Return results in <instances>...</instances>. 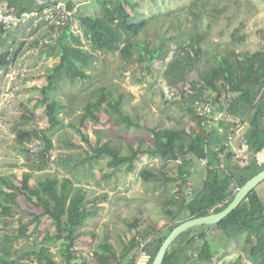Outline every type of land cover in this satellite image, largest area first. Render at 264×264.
Here are the masks:
<instances>
[{
	"label": "trees",
	"instance_id": "16d2710c",
	"mask_svg": "<svg viewBox=\"0 0 264 264\" xmlns=\"http://www.w3.org/2000/svg\"><path fill=\"white\" fill-rule=\"evenodd\" d=\"M59 1L70 9L76 6L74 0ZM94 4L98 6L100 13L81 11ZM50 5L52 3L38 5L34 0H0V7L17 14L40 10ZM139 7L140 3L136 0H89L78 7L72 18L78 20L82 36L89 42V49L84 48L82 39L72 32L69 23L59 29L49 26L54 41L43 42L39 51L46 56L58 58V62L46 70L44 83L37 87L48 125L39 133L34 128L15 125L12 129L14 140L26 157L28 168L33 170H42L48 166L49 149L53 146L52 137L65 128L73 130L79 138H62L59 140L60 147L67 150L82 149L85 155L82 157L73 154L63 162L55 163L56 169L61 170L63 175L58 177L56 172L45 174L33 185L21 181L20 186H17L5 176H0L2 216L13 214L12 208L17 196L21 195L22 199L42 208V215L47 217L51 225L50 232L42 234L41 244L37 249L12 247L14 242L31 235L23 223L18 226L16 233H4L0 242V264H18L22 260H33L37 264H86L83 254L75 245L84 233L88 220L95 216L96 210L90 207L94 202L88 195V190L75 184L79 178L85 177L84 162L89 163L87 173L92 179L94 174L90 163L103 157L107 158L106 165L111 168V172L105 175L107 178L121 169L129 173L135 172L138 161L144 155L157 157L163 163L174 162L177 170L176 176L160 172L163 182L174 181L177 186L161 206L162 213L169 219L168 224L162 227L148 224L131 238L119 255L112 242L103 240L97 246L99 250L93 254V259L100 264H107L109 259L114 264H152L162 242L174 227L190 218L220 211L232 201L236 188L264 170V162L258 159V154L264 151V49L240 53L234 48H225L202 61V43L206 39L207 28L204 29L201 23L220 12L217 4L209 3L208 0H189L180 8L161 15L143 17L139 15ZM162 16L171 19L169 30H152L155 24L162 25ZM27 23L32 24L34 21ZM36 23L37 26L44 24ZM206 25L210 26L208 22ZM10 31L0 27V35L7 34L9 37ZM232 39L241 42L245 40V36L233 35ZM3 42L2 39L0 44ZM173 42L178 47L176 53L171 55ZM32 45L38 46L39 40L35 39ZM19 49L20 46L13 51H1L0 68L6 70ZM95 51L118 52L125 65L134 64L145 75L152 65L163 63L166 85L175 92L173 98L178 97L180 109L195 123L198 130L194 128L195 130L188 131L185 126H143L138 118L124 110V94H115L105 85L96 87L92 91L94 97L86 99L81 106L76 105V92L66 94V101L60 99L57 93L64 91V85L73 86L78 82L83 88L95 77L94 72H88L95 60ZM170 56L172 58L167 60ZM143 77L144 75L137 81L141 82ZM207 96H212L217 110L228 103L226 115L240 118L243 122L236 144L240 147L247 146L244 165L233 162L230 156L226 158V169H222L218 166L216 153L211 150L205 153V143L220 145L222 148L221 143L233 127L227 121L219 122L218 126H201L202 119L193 104L195 100L205 99ZM23 109L17 122H35L36 113L26 105H23ZM97 112H109L108 121L115 125L145 128L151 134L152 146L145 148L129 144L128 150L122 152L109 139L97 138L91 144L82 128L86 122L99 121ZM62 114L69 118L72 114L76 117L65 122ZM35 137L40 140L41 146L36 160H31L27 144L39 141ZM82 142H86L89 149ZM186 155L190 159L189 163L182 159ZM201 158H207L211 168L205 166L203 187L198 193L191 195L187 191L185 178L190 177L191 161ZM138 175L146 181L158 178L157 173L146 166L139 170ZM127 225L129 228L138 227L137 218ZM204 227L190 228L180 234L168 248L162 264H216L214 258L217 246L209 243V234L203 230ZM213 227L221 232L212 234V238L219 240L220 250L225 243L238 245L242 240L253 263L264 264V205L255 189ZM140 240H147L145 258L140 255ZM51 245H58L63 263L54 258ZM224 264L248 263L239 255L235 260Z\"/></svg>",
	"mask_w": 264,
	"mask_h": 264
},
{
	"label": "rangeland",
	"instance_id": "374dc122",
	"mask_svg": "<svg viewBox=\"0 0 264 264\" xmlns=\"http://www.w3.org/2000/svg\"><path fill=\"white\" fill-rule=\"evenodd\" d=\"M88 1L86 0V2ZM136 1L140 3L138 12L143 17L151 14L161 15V13L180 8L189 0ZM208 2L217 4L220 12L215 13L214 17H208V20L206 19L201 23L204 29L207 28V36L202 43L204 51L202 61H206L211 58L213 53L222 51L225 48H234L240 53L264 49V0H208ZM81 11L100 13V9L95 4L87 6V8L84 7ZM162 17V25L159 22L160 24H155L152 30H169L171 19H167L165 16ZM207 22L210 25L209 27L206 25ZM68 23L72 32L78 34L82 39L84 48L89 49V42L82 36L78 20L72 18ZM37 24L36 22L32 24L26 22L11 30H15V34L23 35L22 40L25 42L15 60L22 56L38 66L36 67V74L33 75L34 80L26 83L25 77L21 76L24 72L22 70L19 71V74H15L20 65L12 64L7 70L8 72L2 71L0 73V176H5L6 179L17 186H20L21 181L27 185H33L49 173L56 172L58 177H61L63 173L61 170L56 169L55 163L63 162L73 154H79L82 157L85 155L82 149L67 150L60 147L59 140L62 138L71 140L79 138L73 130L65 128L52 137L53 146L49 149L48 166L42 170H33L28 168L27 159L18 149L14 140L12 129L15 125L34 128L37 133L48 125L43 114V103L40 100L37 87L44 83L43 73L48 69L47 67L58 62V58L44 56L40 59H31L33 55H41L38 49L43 42L53 43L54 41L52 35H50L49 25L41 24L37 26ZM233 35H244L245 40L235 41L232 39ZM35 39L40 40L42 43L39 42L38 46H33L32 42ZM5 41L6 39H4ZM177 47V44L173 42L171 55L176 53ZM3 49L8 50L9 48L7 46ZM171 58L172 56L168 57L167 60ZM164 66L163 63L157 62L151 66L145 75L140 69L138 70L136 65H125L118 52L101 53L95 51V60L88 68V72L95 73V77L92 78L90 83L83 88L78 82L73 86L64 85V91H60L57 95L60 99L66 101V94L76 92L78 96L76 105L81 106L86 99L94 97L95 94L92 91L96 87L105 85L115 94L118 92L124 94V110L132 117L138 118L143 126L148 128L185 126L188 131H193L196 128L195 123L190 121L188 115L180 109L178 97L175 99L173 97L169 98L165 93L169 86L164 81ZM133 70L134 72H132ZM8 73L9 75H7ZM143 75V80L141 82L137 81ZM23 105L36 113L35 122L32 124L17 122L24 112ZM97 114L99 117L98 122H86L82 128V132L89 137L91 144L97 138L109 139L122 152L128 150L129 144L145 148L152 146L151 134L145 128H124L108 121L109 112H97ZM62 116L65 122L76 117H73V114L70 118L64 114ZM35 138V140H39L37 137ZM82 143L86 149H89L86 142ZM27 146L30 159L36 160L41 146L40 140L28 143ZM31 149H35V151H30ZM182 159L187 163L190 161L187 155L183 156ZM258 159L264 162V151L258 154ZM106 162L107 158L103 157L90 163L94 174L93 179L87 173L89 163L84 162L83 167H86L85 177L79 178L80 182L75 181L76 185H82L88 190V195L94 202L90 207L96 210L95 216L88 220L83 229L84 233L75 245V248L83 254L86 264H100L93 259V254L99 250L97 248L98 244L105 239L112 242L119 255L123 251V247L129 244L131 238L148 224H156L158 227L167 225L169 219L162 213L161 206L177 189L176 182H163V176L160 173L165 171L168 176H176L177 170L174 162L163 163L157 157L144 155L142 160L138 161L135 172L129 173L121 169L115 171L108 178L105 175L111 172V168L106 165ZM144 166L156 172L158 178L149 181L142 179L138 172ZM189 170L190 193L192 195L202 189L206 167L200 160L193 159ZM255 191L264 205V180L256 185ZM16 200V204L12 208L13 214L7 217L0 214V242L4 233H16L18 226L23 223L31 235L28 238L14 242L12 247L37 249L41 244L42 234L50 232V221L42 215V208L26 199H22L21 195H18ZM136 218L139 226L129 228L127 223L133 222ZM203 230L209 234L207 238L209 243L212 246H217L214 263L224 264L235 260L241 255L245 262L254 264L252 259L248 257L245 250L246 245L242 240L238 245L236 243H225L220 250L219 240L216 237L212 238V234H221V232L215 230L213 225L205 226ZM51 250L54 258L63 263L62 256L58 252V245H51ZM106 262L107 264H114L112 259ZM18 264L37 263L33 260H22Z\"/></svg>",
	"mask_w": 264,
	"mask_h": 264
},
{
	"label": "built area",
	"instance_id": "2783aa9c",
	"mask_svg": "<svg viewBox=\"0 0 264 264\" xmlns=\"http://www.w3.org/2000/svg\"><path fill=\"white\" fill-rule=\"evenodd\" d=\"M39 5V4H38ZM76 9L68 8L62 1H54L52 5L44 7L40 10H33L31 12H21L19 14L7 10L4 7H0V27L5 30H13L17 28L19 25L26 23L30 20L34 22H43L46 25L53 26L55 29H59L62 26L66 25L73 17ZM166 95L169 98H172L175 94L173 90L167 88L165 91ZM228 103H224L222 109H216L212 102V96H207L205 99H197L195 100L193 106L196 113L201 117V126L210 127L212 125L218 126L219 122L227 121L233 124L232 131L226 136L224 141L220 145H209L205 143L204 151L205 153L211 150L216 153L218 158V166L222 169H226V158L229 151H231V157L233 162L244 165L245 164V152L247 149L246 145L238 146L236 144V140L239 135V131L243 126V122L240 118H234L232 116L226 115V108L228 107ZM196 130H198L195 125ZM222 130V129H220ZM30 151H35V149H31ZM200 161L208 166V159L201 158ZM211 168V166H208ZM187 184V191L191 192L189 176L185 178ZM238 188L235 189V192ZM146 244L147 240H143L139 242L140 255L142 258L147 256L146 252Z\"/></svg>",
	"mask_w": 264,
	"mask_h": 264
},
{
	"label": "water",
	"instance_id": "95a60500",
	"mask_svg": "<svg viewBox=\"0 0 264 264\" xmlns=\"http://www.w3.org/2000/svg\"><path fill=\"white\" fill-rule=\"evenodd\" d=\"M34 1L39 5H44L47 3H52L57 0H34ZM231 154H232L231 151H229L227 154V158H229ZM263 180H264V170L253 176L243 186L238 188L234 193L232 201L220 211L216 213H210L208 215L201 217L190 218L188 220L183 221L176 227H174L169 233V235L162 242L159 250L157 251L152 261V264H162L164 256L170 245L180 234H182L186 230L198 226H210L217 224L220 220H222L234 209H236L247 198V196L255 189L256 185H258Z\"/></svg>",
	"mask_w": 264,
	"mask_h": 264
},
{
	"label": "crops",
	"instance_id": "0c3cea01",
	"mask_svg": "<svg viewBox=\"0 0 264 264\" xmlns=\"http://www.w3.org/2000/svg\"><path fill=\"white\" fill-rule=\"evenodd\" d=\"M74 3H75V9H77L78 7L80 8V6L81 5H84L85 3H87L86 2V0H82V1H79V0H74ZM87 8V7H86ZM24 24V23H23ZM20 26V25H19ZM10 34H9V37H8V35L7 34H3V35H0V41L3 39L4 40V37H6V41L5 42H3V44L1 45L0 44V52L1 51H5L3 48L4 47H7L8 46V50H11L12 49V51H13V49L14 48H17V46L19 47L20 46V49H21V47L24 45V40H22V38H23V35H18V34H15L16 32H15V30L14 31H10L9 32ZM14 35H16V36H19V37H15ZM21 42H22V44H21ZM39 42H40V44L42 43L40 40H39ZM16 46V47H15ZM20 49H19V51L18 52H20ZM38 51H39V49H38ZM40 52V51H39ZM40 56H32V58L31 59H33L34 58V60L35 59H40V57H46V55L44 54V53H41L40 52ZM17 56V55H16ZM37 57V58H36ZM48 57V56H47ZM16 58V57H15ZM15 58H14V60H13V62H12V64H15V65H20V67H18V69L16 70V72H15V74H19V71H24L23 73H22V75L21 76H24L25 77V82L26 83H29V81L31 80V81H33L34 80V78H33V75H35L36 74V72H37V70H36V67H38V66H36V63H34V62H31V61H28V60H26L27 58H25V57H19V59L18 60H15ZM11 64V65H12ZM21 64H23V65H21ZM39 64H41V63H39ZM11 65H9V67L6 69V70H3V68H0V73L3 71V72H6L9 68H10V66ZM47 68H50V66L49 67H47ZM47 70V69H46ZM8 72V71H7ZM46 72V71H45ZM44 72V73H45ZM44 73H43V75H44ZM7 75H9V73L7 74ZM37 105V104H36Z\"/></svg>",
	"mask_w": 264,
	"mask_h": 264
}]
</instances>
